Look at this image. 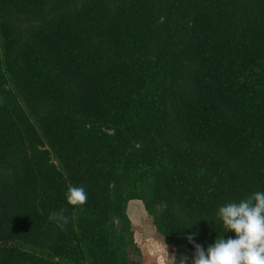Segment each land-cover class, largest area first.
Returning <instances> with one entry per match:
<instances>
[{"label": "trees", "instance_id": "obj_1", "mask_svg": "<svg viewBox=\"0 0 264 264\" xmlns=\"http://www.w3.org/2000/svg\"><path fill=\"white\" fill-rule=\"evenodd\" d=\"M257 191L264 0H0V264H132L133 201L191 264Z\"/></svg>", "mask_w": 264, "mask_h": 264}, {"label": "clouds", "instance_id": "obj_2", "mask_svg": "<svg viewBox=\"0 0 264 264\" xmlns=\"http://www.w3.org/2000/svg\"><path fill=\"white\" fill-rule=\"evenodd\" d=\"M65 198L68 205L81 207L86 204L88 194L83 186H71ZM217 217L227 233H235V237L219 236L205 248L196 243L198 233L188 235L187 242L195 249L191 264H264V191L252 193L238 203L220 206ZM49 219L58 224L69 222L63 210L52 213ZM178 264H188V258Z\"/></svg>", "mask_w": 264, "mask_h": 264}, {"label": "rangeland", "instance_id": "obj_3", "mask_svg": "<svg viewBox=\"0 0 264 264\" xmlns=\"http://www.w3.org/2000/svg\"><path fill=\"white\" fill-rule=\"evenodd\" d=\"M128 213L138 246V250L132 253V264H178L176 260L184 259L158 234L142 202H131Z\"/></svg>", "mask_w": 264, "mask_h": 264}]
</instances>
